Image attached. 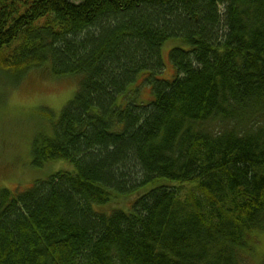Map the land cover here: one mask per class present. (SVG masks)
Returning a JSON list of instances; mask_svg holds the SVG:
<instances>
[{"label":"trees","instance_id":"16d2710c","mask_svg":"<svg viewBox=\"0 0 264 264\" xmlns=\"http://www.w3.org/2000/svg\"><path fill=\"white\" fill-rule=\"evenodd\" d=\"M0 68L79 79L32 146L75 169L0 191V264H264V0H0Z\"/></svg>","mask_w":264,"mask_h":264},{"label":"rangeland","instance_id":"374dc122","mask_svg":"<svg viewBox=\"0 0 264 264\" xmlns=\"http://www.w3.org/2000/svg\"><path fill=\"white\" fill-rule=\"evenodd\" d=\"M180 38H170L162 46L164 70L159 76L171 79L176 74L169 51L175 46L188 47ZM7 50H11L7 48ZM79 79L55 76L48 68L32 70L24 76L0 68V191L4 188L18 192L29 188L37 179H46L58 170H73L75 165L67 160H53L42 166L33 164L32 146L39 134H51L64 105L74 97ZM134 83L131 84V86ZM140 91L138 102L150 99L149 85L137 83ZM136 86V84H135ZM145 86V87H144ZM156 184V183H154ZM152 185H149L150 187ZM143 187L140 192H144ZM131 198H117L115 202L96 206L109 211L113 206L127 209ZM112 202V201H111ZM254 244L256 257L264 255V232ZM255 248V249H257ZM254 254V253H253Z\"/></svg>","mask_w":264,"mask_h":264}]
</instances>
